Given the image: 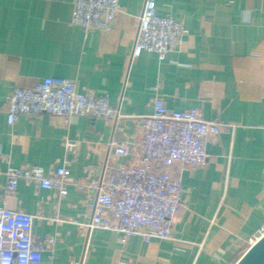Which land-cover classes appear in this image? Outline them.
<instances>
[{"label":"crops","instance_id":"crops-1","mask_svg":"<svg viewBox=\"0 0 264 264\" xmlns=\"http://www.w3.org/2000/svg\"><path fill=\"white\" fill-rule=\"evenodd\" d=\"M155 2L186 34L164 58L143 52L132 59L144 0H120L111 27L89 30L71 23L73 0H0V208L34 215V233L55 237L39 264H234L264 226V0ZM50 76L108 96L124 117L42 113L10 125L7 95ZM156 96L172 111L196 107L234 127L208 142L205 165L171 167L184 196L174 238L85 231L91 210L76 183L106 162L132 161L111 159L110 142L140 140L136 117L153 112ZM65 162L63 198L24 180L15 193L6 189L11 167Z\"/></svg>","mask_w":264,"mask_h":264},{"label":"built area","instance_id":"built-area-1","mask_svg":"<svg viewBox=\"0 0 264 264\" xmlns=\"http://www.w3.org/2000/svg\"><path fill=\"white\" fill-rule=\"evenodd\" d=\"M71 23L89 29H108L122 11L120 0H73ZM186 34L184 24L171 14L160 15L155 0H144L131 58L143 52L164 58L177 49ZM153 112L136 117L142 130L138 141L110 142L111 159L132 157L128 164L104 163L100 173L88 171L76 183L91 210L83 229L103 228L127 238H174V224L184 206L181 180L172 171L175 163L201 167L208 161L207 144L224 129L234 127L208 120L201 109L170 110L162 96L153 101ZM7 120L13 125L20 116L42 113L100 117L117 122L124 115L108 96L81 92L73 79L50 76L35 86H15L5 99ZM73 141H66L74 150ZM69 163L46 170L41 165L11 167L6 189L15 193L21 180L67 194ZM34 215L0 208V264H39L55 237L34 233ZM262 234L250 240L254 243Z\"/></svg>","mask_w":264,"mask_h":264},{"label":"water","instance_id":"water-1","mask_svg":"<svg viewBox=\"0 0 264 264\" xmlns=\"http://www.w3.org/2000/svg\"><path fill=\"white\" fill-rule=\"evenodd\" d=\"M234 264H264V234L256 239Z\"/></svg>","mask_w":264,"mask_h":264}]
</instances>
